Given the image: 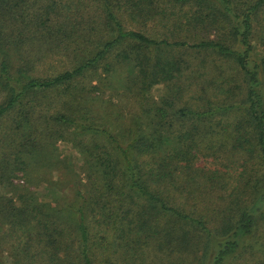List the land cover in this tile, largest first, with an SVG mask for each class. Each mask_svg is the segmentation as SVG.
<instances>
[{"label":"trees","instance_id":"trees-1","mask_svg":"<svg viewBox=\"0 0 264 264\" xmlns=\"http://www.w3.org/2000/svg\"><path fill=\"white\" fill-rule=\"evenodd\" d=\"M190 58L195 78L213 63L207 85L219 87L205 97L203 86L195 106L181 103ZM115 63L128 68L122 92L142 99L122 131L98 121L78 84ZM56 89L71 101L39 116L33 99ZM34 125L72 140L98 176L78 205L50 211L0 192L14 254L0 264H236L263 243L264 0H0V185L17 186L11 154L20 163L17 149L42 144Z\"/></svg>","mask_w":264,"mask_h":264},{"label":"rangeland","instance_id":"rangeland-1","mask_svg":"<svg viewBox=\"0 0 264 264\" xmlns=\"http://www.w3.org/2000/svg\"><path fill=\"white\" fill-rule=\"evenodd\" d=\"M189 60H191L193 64L190 68H187L185 76L183 77V82L188 85V87L185 88L181 103H188L187 105L193 106L198 105V103H200V89L203 86L206 87L205 97L208 95L217 97L216 89H219V87H214V85L209 87L207 85L208 80H210L212 76L211 66L214 64L208 62L210 67L206 77L202 72L201 76L203 77L199 78L197 76V78H195V73H193V71L195 67L198 66L199 61L194 58H190ZM208 60L212 61L211 58ZM196 61L198 64L194 67ZM218 64H221L226 72H231L230 65L228 66V64L225 63ZM69 66L70 64H62L59 68H69ZM127 70L128 68L124 65L115 63L112 72H105L103 67V69L98 72L88 73L78 83L79 88H87V92L92 91L91 96L86 95L82 102L91 106L92 111L98 114V121L104 119L105 123L108 121L113 127H118L121 131L128 128L127 123L131 121V118L135 114H142L143 112L141 108L142 99L138 95H129L122 92V81L124 80ZM199 83H203V85L199 87ZM165 91L166 84H156L151 88L150 94L154 97L153 99H159ZM69 94L71 93L64 89H56L54 91L39 94L32 102L37 105L41 104L38 110L42 111V114L37 111L39 116L51 115L60 111L64 103H67L69 100L71 101ZM218 97L219 99H223V95H219ZM213 99L215 100L216 98ZM145 102L147 104L146 99ZM118 115L124 117L119 123L113 120ZM41 122L42 120L37 121L38 127L44 129L46 122L40 126ZM36 126H33L32 135H36L34 139L42 142V144L35 147V149L29 146H22L21 149H17L19 150V157L21 158L20 163H15L16 155L11 154V156L14 157V162L10 165V170H14L16 173L13 184L17 186H10L8 183L1 184L0 192L2 194H10L13 197L15 196V199L20 194H26L27 197L29 195L32 204L35 205L36 208H40L44 211L53 210V208L62 206L66 202H71V204L75 206L78 205V203H80L77 199L78 189L82 188L83 192L86 193L88 191L86 184H89L88 175L92 174L93 179L95 176H98L96 173H93L94 166L91 161L85 157V153L78 148L72 140L69 138L52 139L48 135L45 136V139H41V134L37 133L38 129ZM64 135L69 137L71 134L67 131ZM15 142L18 144L24 142L19 131L15 132ZM7 151L11 153L13 150ZM21 162L24 164H21ZM215 162L213 158H202L200 165L214 168ZM16 165H18L19 168L24 165L26 168L25 172L14 168ZM15 188L18 189L13 190ZM12 232L13 230L10 223H0V256L6 259L8 258V260L14 257V254L10 253L8 250H4L3 247H10L9 243L11 240L9 234ZM263 235L264 233L261 230L259 234L261 243H264ZM263 243L260 244L257 241L248 242L246 249L242 252V255H240L241 257L239 256L236 260V264H261V262L264 261ZM17 251L20 252L19 247Z\"/></svg>","mask_w":264,"mask_h":264}]
</instances>
